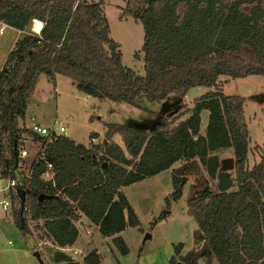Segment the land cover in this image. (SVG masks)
<instances>
[{
	"label": "trees",
	"instance_id": "1",
	"mask_svg": "<svg viewBox=\"0 0 264 264\" xmlns=\"http://www.w3.org/2000/svg\"><path fill=\"white\" fill-rule=\"evenodd\" d=\"M101 1L0 0V22L22 33L0 71V170L12 177L17 172L25 190L24 208L13 210L14 225L36 248L49 243L55 263L81 264L61 249L75 244L82 218L127 255L118 234L141 223L121 189L179 163L171 171L173 192L165 201L169 208L186 185L183 177L195 176L186 203L196 223L194 239L203 246L185 254L182 244L174 246L169 264H264V155L248 167L245 99L216 88L224 76L264 75V0H123L119 18L131 17L143 28L144 76L122 64ZM33 21L43 23L39 36L30 33ZM36 74L66 77L91 98L132 107L170 95L183 98L195 86L214 91L191 108L170 111L152 128L107 124L100 142L91 143L98 136L92 133L83 145L63 134L39 137L19 127ZM207 110L201 135L200 115ZM115 134L124 150L112 142ZM23 135L42 145L28 178L18 170ZM226 148L233 149L235 166L220 172L218 157L210 152ZM201 168L206 178L199 175ZM43 194L49 197L38 201ZM12 197L18 198L16 191ZM204 246L209 252L201 253ZM82 261L104 264L96 249Z\"/></svg>",
	"mask_w": 264,
	"mask_h": 264
},
{
	"label": "rangeland",
	"instance_id": "2",
	"mask_svg": "<svg viewBox=\"0 0 264 264\" xmlns=\"http://www.w3.org/2000/svg\"><path fill=\"white\" fill-rule=\"evenodd\" d=\"M84 1L93 3L98 0ZM101 2L102 14L109 24V38L119 45L122 64L137 75L144 76L141 57L142 25L131 17L119 18L121 14H124L126 6V2L123 0H102ZM17 36L14 30L6 27L0 37V71L6 64L5 59L8 53L15 47ZM36 78L34 91L29 97L26 115L34 117L36 123L45 128H52L56 122L58 126L61 125L65 128L66 136L81 144H89V136L92 133H98V136L91 143L100 142L107 124L123 123L152 128L160 118L167 117L170 111H175L178 107H182V111L191 108L198 98L214 91V88L195 86L189 88L183 98L170 95L168 99L161 101L142 100L138 106L132 107L125 103L88 98L87 95L75 89V85L70 79L60 75L50 78L40 74ZM55 87L56 91H54ZM216 88L224 96H239L245 99L243 109L249 128V151L246 164L252 168L261 161L264 155V75L246 76L242 79L224 76L219 79ZM200 117V129H202L200 134H204L208 110L203 111ZM22 123H20V127L23 125L30 127L33 122L31 123L28 119L26 124L24 121ZM23 138L26 139L24 147L28 156L23 158L18 170L20 174L24 175L37 159L39 145L32 144L30 141H33V138L29 135H23ZM112 142L124 150L120 135L115 134ZM211 154L217 156L220 162L226 158H233V149H221L211 152ZM179 167H181L179 163H174L169 170L121 189L141 223L136 228L129 227L118 234L126 243L127 255L119 254L112 242L113 238L102 237L93 226L86 222L81 227L78 225L81 240L78 242V247L73 249L82 251V254L81 257L74 255L73 260L82 264V255L84 256L91 250V246L98 250L104 264H169L176 245L182 244L181 254L192 249H201L203 245L196 243V239H194L196 223L190 215L186 203L190 188L195 185V176L190 173L183 177L186 185L179 198L170 200L169 208L165 201L173 192L171 171ZM9 175H3V179H10ZM199 175L207 177L202 168ZM50 176V173L44 174L46 179ZM5 184L6 180L0 187ZM10 193L11 191H0V200L6 197L10 198ZM10 200L12 202L11 210L4 212L0 207V264H41L33 256L30 248L28 249L29 244L25 242L18 227L13 223L12 214L13 210L19 206V199L12 197ZM164 213L166 216L160 218V215ZM25 214L28 213L25 211ZM20 216L22 217V213ZM29 225L32 223L30 222ZM145 235H149L150 238L143 241ZM42 244V250L39 251L42 264H64L52 262L48 252V248L52 247L49 243ZM35 249L37 248L35 247ZM199 264H204V261H200Z\"/></svg>",
	"mask_w": 264,
	"mask_h": 264
},
{
	"label": "built area",
	"instance_id": "3",
	"mask_svg": "<svg viewBox=\"0 0 264 264\" xmlns=\"http://www.w3.org/2000/svg\"><path fill=\"white\" fill-rule=\"evenodd\" d=\"M42 26H43V23L42 22H37V21H33L32 25H31V28H30V33L36 35V36H39V33L42 29ZM4 26H0V37L2 36L3 32H4ZM30 120L33 122L32 125L30 127H28L27 129H29L30 133H32L33 135H38L39 137H46V138H52V137H56V136H60L62 134H66L65 132V128L63 126H58V124L55 122L54 126L52 128H45L43 126H39L36 122H34V118L31 117ZM26 128V127H25ZM33 143V141H30ZM26 143V139H24L23 137L20 138V140L18 141V147H19V156L20 158L23 160L24 157L28 156V152L26 150V148L24 147V144ZM39 144V151L42 147L41 143H38ZM51 168V165L47 164L46 165V169H50ZM17 172H15V175H16ZM31 174V170H27L25 172V174L23 176L25 177H29ZM10 176V179L6 178V179H3V173L2 171L0 170V186L2 185V182H4V180H6V184L2 187H0V191L1 192H13V191H16L15 189V186L17 184V177H12L11 175ZM0 207L2 208V210L4 212L6 211H9L11 210V200L9 197H6V198H3L0 200ZM42 245L43 244H39L38 247H37V251H41L42 250ZM62 252H65L72 261H74V255L76 256H79L81 257V254H82V251H79L77 249H73V248H63V250L61 249ZM75 251V252H74ZM74 252V253H73ZM84 256L82 255V258ZM82 258H81V261H82ZM75 262H78V261H75Z\"/></svg>",
	"mask_w": 264,
	"mask_h": 264
},
{
	"label": "water",
	"instance_id": "4",
	"mask_svg": "<svg viewBox=\"0 0 264 264\" xmlns=\"http://www.w3.org/2000/svg\"><path fill=\"white\" fill-rule=\"evenodd\" d=\"M37 76V74L35 75ZM104 143H106V141H104ZM18 157V153H15V158L17 159ZM219 165H220V168H219V171L220 172H227V171H233L234 169V159L233 158H226L225 160H221L219 162ZM16 177H17V180L19 182V186L17 187V190H16V193H17V196H18V199H19V207H21V210L24 208V203H25V190H23L21 188V177L18 173H16ZM184 181V179H183ZM44 197H49V196H46V195H41L39 196V199L38 201H41L43 200ZM22 213V211H21ZM150 236L149 235H145L144 240L146 239H149ZM28 244L30 245V249H32V254L33 256L42 264V262L40 261V254L39 252L34 248L35 245L33 244V242L29 239L28 240ZM204 252H209V249L207 248V246H204L203 250H201V253H204ZM178 264H184L183 262H179Z\"/></svg>",
	"mask_w": 264,
	"mask_h": 264
},
{
	"label": "crops",
	"instance_id": "5",
	"mask_svg": "<svg viewBox=\"0 0 264 264\" xmlns=\"http://www.w3.org/2000/svg\"><path fill=\"white\" fill-rule=\"evenodd\" d=\"M4 26L5 28L7 27V28H11V27H9V26H7L6 24H4V23H2V22H0V26ZM4 28V29H5ZM12 30H14L16 33H17V40L19 39V37H20V32L19 31H17V30H15V29H13V28H11ZM54 91H56V87L54 88ZM31 95V94H30ZM29 95V96H30ZM88 98H91V97H89V96H87ZM28 105H29V99H28V104H27V109H28ZM27 109H26V111H27ZM32 116H27L26 115V112H25V117H24V119H22V121H20V123H22L23 121H24V123L26 124V121L29 119V121L32 123V121L30 120V118H31ZM34 118V117H33ZM34 120H35V118H34ZM34 122H36V120L34 121ZM20 123H19V127H20ZM23 124V123H22ZM23 127H26V128H28V126H26V125H23L22 127H20V128H23ZM200 129V128H199ZM202 129H200V131H201ZM204 132H205V129L203 130ZM205 134V133H204ZM204 134H201V135H204ZM69 138H71V137H69ZM72 140H74L73 138H71ZM75 141V140H74ZM95 140H93V142H94ZM76 142V141H75ZM32 143V142H31ZM77 143V142H76ZM32 144H38V143H36V142H33ZM39 145V144H38ZM83 145H88V143L87 144H83ZM38 151H39V148H38ZM40 152V151H39ZM38 152V153H39ZM37 153V154H38ZM210 154H211V152H210ZM23 161V160H22ZM3 199V198H2ZM86 220V219H85ZM84 220V218H83V220H81L80 221V223H79V226L81 227L82 225H84L87 221H85ZM86 233V232H85ZM87 233H88V231H87ZM81 240V236H80V229H79V237H78V239L76 240V242H75V244L73 245V246H71V247H69V248H75V247H78V242ZM93 240V239H92ZM28 244V243H27ZM80 247V246H79ZM30 248V245L28 246V249ZM27 249V248H26ZM90 249H93L92 248V246H91V248ZM98 251V250H97Z\"/></svg>",
	"mask_w": 264,
	"mask_h": 264
},
{
	"label": "bare ground",
	"instance_id": "6",
	"mask_svg": "<svg viewBox=\"0 0 264 264\" xmlns=\"http://www.w3.org/2000/svg\"><path fill=\"white\" fill-rule=\"evenodd\" d=\"M63 135H65V134H63Z\"/></svg>",
	"mask_w": 264,
	"mask_h": 264
}]
</instances>
